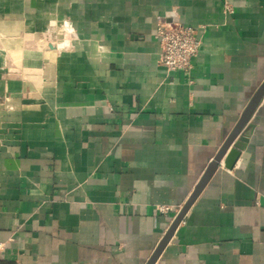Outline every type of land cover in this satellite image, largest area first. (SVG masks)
I'll return each instance as SVG.
<instances>
[{
  "label": "crops",
  "instance_id": "0c3cea01",
  "mask_svg": "<svg viewBox=\"0 0 264 264\" xmlns=\"http://www.w3.org/2000/svg\"><path fill=\"white\" fill-rule=\"evenodd\" d=\"M160 23L202 35L189 73ZM263 82L264 0H0V264H147ZM251 124L155 264H264Z\"/></svg>",
  "mask_w": 264,
  "mask_h": 264
},
{
  "label": "water",
  "instance_id": "95a60500",
  "mask_svg": "<svg viewBox=\"0 0 264 264\" xmlns=\"http://www.w3.org/2000/svg\"><path fill=\"white\" fill-rule=\"evenodd\" d=\"M263 99L264 82L252 97L233 132L225 141L217 156L206 169L204 175L195 187L194 192L191 194L186 204L174 219L172 225L166 232L165 236L163 237L162 241L156 248L147 264H155L157 262L158 258L174 236L176 230L183 222L184 218L186 217L198 197L201 195L202 191L205 189L211 178L214 176L216 171L220 168V166L223 165L227 170L234 169L241 157V153L245 150L246 144L248 143V135L246 133L250 132L253 129L251 119Z\"/></svg>",
  "mask_w": 264,
  "mask_h": 264
},
{
  "label": "built area",
  "instance_id": "2783aa9c",
  "mask_svg": "<svg viewBox=\"0 0 264 264\" xmlns=\"http://www.w3.org/2000/svg\"><path fill=\"white\" fill-rule=\"evenodd\" d=\"M226 9L231 12L229 6ZM156 39L161 48L158 63L168 72L189 73L193 69V61L202 46V35L197 30L182 24L160 23ZM160 210L166 213L169 208L161 207Z\"/></svg>",
  "mask_w": 264,
  "mask_h": 264
},
{
  "label": "clouds",
  "instance_id": "9594fccd",
  "mask_svg": "<svg viewBox=\"0 0 264 264\" xmlns=\"http://www.w3.org/2000/svg\"><path fill=\"white\" fill-rule=\"evenodd\" d=\"M64 27H65L69 32L74 31V29L72 28L71 23H70L69 21H65V22H64ZM62 47H63V45H62Z\"/></svg>",
  "mask_w": 264,
  "mask_h": 264
}]
</instances>
